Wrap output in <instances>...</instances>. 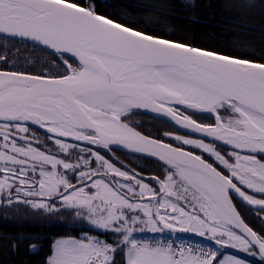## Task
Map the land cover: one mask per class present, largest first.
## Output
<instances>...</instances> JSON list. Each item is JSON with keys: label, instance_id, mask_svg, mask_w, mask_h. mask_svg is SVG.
Segmentation results:
<instances>
[{"label": "snow or ice", "instance_id": "6c2138e0", "mask_svg": "<svg viewBox=\"0 0 264 264\" xmlns=\"http://www.w3.org/2000/svg\"><path fill=\"white\" fill-rule=\"evenodd\" d=\"M0 37L52 57L26 70L0 50V207L59 202L110 234L60 236L44 264H249L226 249L264 264V225L238 210L264 213V62L147 34L91 0H0ZM142 109L185 134L137 131ZM165 230L210 243L134 235Z\"/></svg>", "mask_w": 264, "mask_h": 264}, {"label": "trees", "instance_id": "16d2710c", "mask_svg": "<svg viewBox=\"0 0 264 264\" xmlns=\"http://www.w3.org/2000/svg\"><path fill=\"white\" fill-rule=\"evenodd\" d=\"M97 14L123 22L163 39L187 43L219 54L264 62V0H91ZM10 48L22 57L15 66L39 70L51 60L48 52L29 44L0 38V50ZM26 61H39L32 65ZM6 67L0 64V68ZM264 222L254 224L262 231ZM83 233L105 236L81 224L73 210L51 213L23 205L0 207V264H44L50 242ZM38 238V239H37ZM198 238V237H197ZM200 239V238H199ZM205 241V240H202ZM209 241H206L208 243ZM18 243L17 247H13ZM37 249L32 250L31 245ZM248 260L259 261L235 251Z\"/></svg>", "mask_w": 264, "mask_h": 264}, {"label": "flooded vegetation", "instance_id": "af4514ba", "mask_svg": "<svg viewBox=\"0 0 264 264\" xmlns=\"http://www.w3.org/2000/svg\"><path fill=\"white\" fill-rule=\"evenodd\" d=\"M131 123L134 127H136L137 131H141L143 134L146 135L150 134L152 137L159 136L163 131H168L173 135L185 134L184 130L173 127L165 120L156 118L154 116H149L140 112H136V114L131 117ZM167 142H172V141H167ZM116 155L119 156L121 160H125L126 162L130 161L132 166L139 165L141 168H144L146 174H154L159 170L156 161L142 157L138 158L135 155L126 154L121 151H117ZM57 205H60L59 202H57ZM238 210L240 211L242 218L245 220V222L253 229L255 223L264 222V213L253 211L249 209L246 205H239V204H238ZM165 232L170 233L168 230H165ZM188 235H193V234H188ZM169 236L178 237L181 239H189L184 236H177L172 234H169Z\"/></svg>", "mask_w": 264, "mask_h": 264}, {"label": "rangeland", "instance_id": "374dc122", "mask_svg": "<svg viewBox=\"0 0 264 264\" xmlns=\"http://www.w3.org/2000/svg\"><path fill=\"white\" fill-rule=\"evenodd\" d=\"M57 208L60 210V209H66V208H64L63 206H61V205H57ZM67 210H69V209H67ZM74 217L75 218H77V219H79L80 221H81V224L82 225H84V226H87L88 228H90V229H95L94 227H92L85 219H82V218H80V217H77L76 215H75V213H74ZM96 231H98V232H100V233H102V234H105V236H103V237H101L100 236V238L101 239H105V238H108V236L110 235L109 233H105V232H102V231H100V230H98V229H95ZM164 233H167V232H162V233H152V232H148V231H144V232H137V233H135L134 235L136 236V238L137 239H140V238H142V237H144V236H146V235H154V236H158V235H160V236H162V235H166V234H164ZM84 234H87V233H83L82 235H84ZM81 235V236H82ZM88 235H91V234H88ZM93 236H98V235H93ZM195 236V235H194ZM196 237H198V236H196ZM77 238V237H76ZM198 238H200V237H198ZM200 239H202V238H200ZM205 241H207V240H205ZM236 251V250H235ZM238 252V251H237ZM240 253H242V254H245V253H243V252H240ZM246 255V254H245ZM249 258L250 257H252V256H249V255H247ZM254 258V257H253ZM246 261H248V260H246ZM249 262V261H248ZM249 264H254V263H251V262H249ZM255 264H258L257 262H255Z\"/></svg>", "mask_w": 264, "mask_h": 264}, {"label": "water", "instance_id": "95a60500", "mask_svg": "<svg viewBox=\"0 0 264 264\" xmlns=\"http://www.w3.org/2000/svg\"><path fill=\"white\" fill-rule=\"evenodd\" d=\"M0 38H3V37H0ZM3 39H5V38H3ZM7 40H12V41H15V42H22V43H25V44H29V45H31L32 46V42L31 41H23V40H20L19 38H16V39H7ZM36 48H38V49H40V50H43L42 48H40V47H36ZM44 51V50H43ZM45 52H48V51H45ZM49 53V52H48ZM137 112H140V113H143V114H146V115H149V116H154V117H156V114H154V113H152L150 110H139V111H137ZM159 119H162V120H164L162 117L161 118H159ZM121 152H123V153H126V154H129L127 151H121ZM131 155V154H130ZM136 156V155H135ZM142 158H146V159H150V160H153V161H155V159L154 158H150V157H143L142 156ZM247 206V205H246ZM249 209H251V210H253V211H255L252 207H250V206H247ZM257 212V211H256ZM257 259L259 260V257L257 256Z\"/></svg>", "mask_w": 264, "mask_h": 264}, {"label": "built area", "instance_id": "2783aa9c", "mask_svg": "<svg viewBox=\"0 0 264 264\" xmlns=\"http://www.w3.org/2000/svg\"><path fill=\"white\" fill-rule=\"evenodd\" d=\"M142 239H147V240H151V241H155V240H162V241H168V240H173L175 241L177 244H179L181 241L184 242H188L189 240H178L175 238H171V237H143Z\"/></svg>", "mask_w": 264, "mask_h": 264}, {"label": "crops", "instance_id": "0c3cea01", "mask_svg": "<svg viewBox=\"0 0 264 264\" xmlns=\"http://www.w3.org/2000/svg\"><path fill=\"white\" fill-rule=\"evenodd\" d=\"M164 234H172V233H164ZM172 235L184 236V237H194L193 235H188V233H176Z\"/></svg>", "mask_w": 264, "mask_h": 264}]
</instances>
